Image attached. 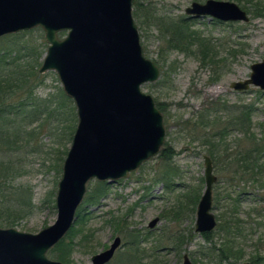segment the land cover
Segmentation results:
<instances>
[{
  "label": "rangeland",
  "instance_id": "374dc122",
  "mask_svg": "<svg viewBox=\"0 0 264 264\" xmlns=\"http://www.w3.org/2000/svg\"><path fill=\"white\" fill-rule=\"evenodd\" d=\"M215 1L237 4L248 14L249 21L229 25L219 24L209 17L192 19L185 14V10L194 0H139L143 9L156 16L188 20L191 29L200 32L202 50L207 55L209 53V57L204 62L203 54L198 52V48H201L196 44L192 48L196 55L168 50L166 39L162 37L158 27L134 19L145 57L153 61L161 72L159 80L144 85L142 91L163 106L164 112L161 113L166 127L164 147L170 145L176 155L172 163L158 155L128 178L115 184L104 182L109 187L107 195L99 204L91 207L85 205L86 208H83L89 192H94L100 183L96 180L89 182L85 199L78 209H87V221L76 227L79 231L73 241L75 248L70 251L68 264H92V257L109 249L117 237L121 238L122 245L108 264H130L125 256V244L130 241V232L149 240L139 247V256L142 254L147 257L140 264H182L185 254L189 255L193 264H206L200 254L204 242L195 230L196 210L194 213L187 209L183 211L180 205L186 200H181L183 196L198 194L201 199L204 193V160L209 157L208 151L211 149L210 146H205V140L210 141L207 138H212L211 141L218 145L217 148H229L232 162L249 152L258 164L264 166V149L260 152L255 150L264 148V91L254 86L240 92L231 88L232 83L250 79L252 65L264 60V15L254 14L248 0H242L241 3L235 0ZM254 2H259L260 7H264V0ZM1 39L0 49L3 47ZM23 42L35 47L36 54H39L34 57L39 58L37 72L43 85H37L36 94L39 98L52 102L47 110L52 116L50 119L43 116L42 121L30 129L27 126L17 127L24 140L12 143V146L9 143L1 145L0 161L4 166L0 169V174L6 177L0 175V216L6 222H15L12 228L37 234L57 220V209H53L52 201L55 205L63 164L78 120L76 118L74 131L69 139L68 131L64 132L63 129L71 122L58 119V110L61 112L62 106L57 98L60 90H63L59 78L55 72L40 73L47 53L44 34L42 37L41 32L35 30L25 35ZM212 59L213 62L210 61ZM213 104H221L230 109L232 117L237 116L240 111L250 112V120L246 121L250 127L249 132L232 125L228 137L221 141L222 144L213 140L217 132L227 125V112L216 114L219 121L211 114L209 120L217 121L214 127L203 128L196 125L200 115L209 113ZM39 125L41 127L35 131L34 136L30 135L28 143L27 132ZM61 134L65 135L63 141ZM220 160H225V155L217 158L214 163V174L218 182L214 186L212 212L217 220L221 216L227 219V211L232 212L236 204L237 219L242 224L240 238L236 241L245 251V259L239 264H246L247 259L256 253L264 257V174L252 177L247 174L242 180L243 172L234 174L237 164H232V183L229 184ZM169 168L177 169L178 172L172 176L166 172ZM168 173L170 175H166ZM165 175L169 176L171 187H167V181L161 180ZM216 196L219 198L218 202ZM223 197L225 200H222ZM156 218L159 222L151 229L149 224ZM118 225L124 229H119ZM176 234L196 237L191 243L188 241L183 245L180 255L173 249L172 242H168ZM213 234L217 241L223 232L215 229ZM84 236L87 239L81 243ZM157 239L161 241L154 243ZM57 254L48 252L47 255L49 259L57 261Z\"/></svg>",
  "mask_w": 264,
  "mask_h": 264
},
{
  "label": "water",
  "instance_id": "95a60500",
  "mask_svg": "<svg viewBox=\"0 0 264 264\" xmlns=\"http://www.w3.org/2000/svg\"><path fill=\"white\" fill-rule=\"evenodd\" d=\"M185 13L223 23L249 21L233 2H193ZM37 28L48 44L40 73L57 74L78 123L58 183L56 222L37 234L0 228V264H63L47 254L71 230L89 182L115 184L128 178L158 156L166 140L164 117L154 98L142 91L161 73L143 53L133 0H0V39ZM251 70L250 79L231 88L264 91V60ZM204 175L195 226L199 234L217 227L212 212L217 177L210 157H205ZM158 222L154 219L149 227ZM120 246L117 237L109 249L92 257V264H108ZM182 264H192L188 254Z\"/></svg>",
  "mask_w": 264,
  "mask_h": 264
},
{
  "label": "trees",
  "instance_id": "16d2710c",
  "mask_svg": "<svg viewBox=\"0 0 264 264\" xmlns=\"http://www.w3.org/2000/svg\"><path fill=\"white\" fill-rule=\"evenodd\" d=\"M194 1L204 2L205 0ZM235 1L241 3L242 0ZM259 4V2H254V0H248V5H250L252 8V12L254 11V14L263 16L264 7H260ZM133 6L135 8V11H133L134 19L140 20L142 23H146L148 25L154 24L156 27H158L162 37L166 39L168 50H176L182 53H193L196 55V52L192 50L196 44L201 48H198V52L203 54L204 62H206V59L209 57V53L207 55L205 50H202L203 44H200V32L197 30H192L190 24L187 23L188 20L184 18L172 19L168 16H156L150 11L143 9L139 0H136L133 3ZM143 10L146 11L144 12ZM217 23L223 24L218 21ZM229 25H232V23H229ZM35 30L41 32V36L43 37L44 32L40 28ZM35 30L20 32L18 34L9 35L1 39L3 47L0 49V147L1 145L8 143L12 146V143H17L24 140V136L21 135V130H19L17 127L27 126V128L30 129L33 127V125L39 124L42 121L43 116L45 119H50L52 116V113L47 111L49 103L52 102L48 99L39 98V96L36 94L37 85H43V80L40 81L41 76L38 75L37 72V68L40 66V62L38 61L39 58L34 57L35 55L39 54H36L35 47L27 46L24 44L25 42H23L24 36ZM63 34L65 33L60 34L61 38L65 36H63ZM210 61L213 62V59ZM23 62L25 64H23ZM59 101L61 102L60 106H62V111L60 112V110H58V119H61L62 122L65 120L67 122H71L70 125L66 127L68 130L63 129V131H68L70 135L69 139H71V133L74 131V122L77 118L76 109L73 105V101L66 96L63 90H60L59 97L57 98V102ZM155 102L158 109L163 113V106L160 103H157V101ZM221 111H225L229 114V117L227 118V125L222 127V130L217 132L213 140H218V143L222 144L223 142L221 141H224V139L228 137L232 125L249 132L250 127L246 121L250 120V112L247 113V111H240L237 116L232 117V114H230L231 110L224 108V105L221 104H213L209 113L206 115H200L198 121H196V125L203 128L214 127V123L217 121H210L209 118L212 116L211 114H214L215 117L218 118L216 114ZM22 122L24 123L20 124ZM40 127L41 125L35 129H32V131L27 132L28 143L30 142V135L34 136L35 131H37V129ZM64 136L65 135L63 134L60 135L61 141H63ZM207 139L212 140V138ZM211 140H205V146L211 147V149L208 151L209 157L212 159L214 164L217 158L225 155V160L220 161L224 167L222 171L227 174V181L229 184L232 183V164H237L235 165L236 168L234 170V174L239 173L240 171L243 172L241 176L242 180L245 179L244 177L247 174H250L251 177L252 175L256 174H264V166L258 164L254 160V157L250 156L249 152L246 154V156L237 158L232 162V153H228L229 148H217L218 145L213 144V141ZM262 149L264 148H255V150L258 152H260ZM0 151L2 150L0 149ZM175 155L174 149L170 145H166V147H163L161 150L159 157L163 158L169 163H172ZM3 166L4 165L2 161H0V169ZM166 172H169L173 176L176 172H178V170L169 168ZM169 173L166 175H170ZM166 175L163 176L161 180L167 181V187H171L172 184L168 180L169 176ZM1 176L6 177L3 174ZM7 177H9V175H7ZM98 184L99 187L94 192H89L87 195L83 208L85 205L86 207H91L99 204L100 200L107 195L109 189L108 185L101 182ZM184 199L186 200L183 201ZM199 199L200 198H198V194L192 196H183V198H181L183 202L180 204L181 209H183V211L187 209L191 213H194ZM216 200L218 202V196H216ZM222 200H225L224 197ZM52 203L53 209H56L54 201H52ZM234 205L236 208V204ZM83 208L78 211L75 226L70 230L67 237L49 251L53 254L58 253L56 258L57 261H60L64 264L69 263L70 251L72 248H75L73 241L77 238V233L79 231L76 229V227L84 225L87 221L85 220V218H87V214H85L87 209ZM235 208L232 209V212L227 211V215L225 216L227 219H224V216H221V218L217 220L218 224L216 229L220 230V232H223V235H220L217 241L215 240L216 236L213 234L214 231L200 235L202 241L204 242V245L201 247L200 254L206 264H239L244 261L245 251L236 241L240 238L242 224L240 220L237 219L238 212ZM0 220V227H14L15 222H6V220L2 219L1 216ZM118 228L121 230L124 229L121 227V225H118ZM129 236L130 241L125 244L127 252L126 255H124L127 256L130 264H140V262L145 260L147 257L142 254L139 256V252L141 250L139 247H141L143 243H147L149 240L148 238L142 237L140 234H132L131 232ZM86 237L87 236H84L81 239V243L86 241ZM195 238L196 237H193L192 235L187 237L185 234H176L172 235L168 239V242H172L173 249H175V251L180 255L183 245L188 241L191 243ZM160 241V239H157L154 243ZM247 263L264 264V257L256 253L247 259ZM155 264L162 263L156 262Z\"/></svg>",
  "mask_w": 264,
  "mask_h": 264
},
{
  "label": "flooded vegetation",
  "instance_id": "af4514ba",
  "mask_svg": "<svg viewBox=\"0 0 264 264\" xmlns=\"http://www.w3.org/2000/svg\"><path fill=\"white\" fill-rule=\"evenodd\" d=\"M194 2H196V1H194ZM200 3H204V2H200ZM190 17V16H189ZM190 18H192V17H190ZM192 19H195V18H192ZM163 149V148H162ZM204 164H205V160H204ZM213 168H214V164H213ZM217 182H218V178H217ZM216 182V183H217ZM216 183L214 184V186L216 185ZM205 186H206V181H205ZM214 186H213V191H214ZM205 190V189H204ZM200 201V200H199ZM213 201H214V197H213ZM198 206V205H197ZM216 217V216H215ZM216 221H217V219H216ZM217 224H218V221H217ZM201 235V234H200ZM121 239V238H120ZM121 245H122V240H121ZM121 247V246H120ZM119 247V248H120ZM190 258V257H189ZM191 260V259H190ZM191 262H192V260H191ZM193 264V263H192ZM246 264H249V263H246Z\"/></svg>",
  "mask_w": 264,
  "mask_h": 264
},
{
  "label": "bare ground",
  "instance_id": "6f19581e",
  "mask_svg": "<svg viewBox=\"0 0 264 264\" xmlns=\"http://www.w3.org/2000/svg\"><path fill=\"white\" fill-rule=\"evenodd\" d=\"M86 196V195H85ZM85 199V198H84ZM81 206V205H80ZM79 209V208H78ZM78 211V210H77ZM196 214H197V208H196ZM76 218H77V212H76Z\"/></svg>",
  "mask_w": 264,
  "mask_h": 264
}]
</instances>
